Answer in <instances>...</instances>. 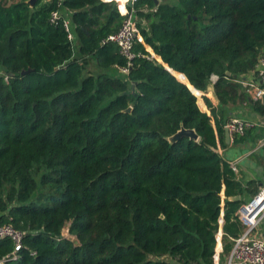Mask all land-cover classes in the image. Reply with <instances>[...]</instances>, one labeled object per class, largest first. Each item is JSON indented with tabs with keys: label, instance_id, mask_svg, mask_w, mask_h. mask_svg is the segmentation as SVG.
<instances>
[{
	"label": "trees",
	"instance_id": "1",
	"mask_svg": "<svg viewBox=\"0 0 264 264\" xmlns=\"http://www.w3.org/2000/svg\"><path fill=\"white\" fill-rule=\"evenodd\" d=\"M126 2L0 0V225L22 233L3 264H214L221 214L224 264L242 231L229 198L248 189L214 150L235 105L264 117L239 83L264 57V0H136L129 67L104 42ZM181 128L199 140L171 144Z\"/></svg>",
	"mask_w": 264,
	"mask_h": 264
},
{
	"label": "built area",
	"instance_id": "2",
	"mask_svg": "<svg viewBox=\"0 0 264 264\" xmlns=\"http://www.w3.org/2000/svg\"><path fill=\"white\" fill-rule=\"evenodd\" d=\"M62 0H59V5ZM136 0H128L122 11L119 6V12L123 16L122 24L119 30L112 35H109L104 42L114 43L119 53L128 61V67L130 62L134 58L132 52L135 42L137 30L134 23V11L128 10L127 5H133ZM69 14L62 12L61 10L51 13L50 22L56 23L61 20L63 28L67 33V38L74 47L75 37L72 31V23ZM121 73L127 74L128 68L120 70ZM257 80L256 82H249L245 79L239 83L245 89L246 94L250 99L254 101H260L264 96V57H260L255 70L253 71ZM217 77L211 75V85L215 83ZM253 122L242 120L238 118L229 119L224 129H227L230 134V139L235 137L244 136L245 133L254 128ZM258 146H264V138L258 141ZM235 171V168L232 167ZM238 221L243 225V232L236 239L233 240V247L227 257L225 264H264V242L252 237V232L264 217V186L260 187L258 191L252 196V198L241 205L236 212ZM10 239L14 244V252L16 253L21 248L22 233L13 229L9 225H0V239ZM12 259H15L13 256ZM4 260H0V264H3ZM218 262V255H214V263Z\"/></svg>",
	"mask_w": 264,
	"mask_h": 264
},
{
	"label": "crops",
	"instance_id": "3",
	"mask_svg": "<svg viewBox=\"0 0 264 264\" xmlns=\"http://www.w3.org/2000/svg\"><path fill=\"white\" fill-rule=\"evenodd\" d=\"M170 1L172 0H158V3L165 2V3L171 4ZM93 66H94V63H93ZM244 79L249 82H256L257 80L254 72L246 75ZM201 95H202V101H203V97H207L214 107L218 105V101L213 94L212 87L208 88L207 93L201 92ZM251 100L252 99L249 98V101ZM199 109L202 112H205L207 115H210V111L208 110L206 105H205V110H202L200 107ZM257 116L258 114H255L253 112L251 105L246 104V103L235 105L231 109L229 119L238 118L242 120H247V121L253 122L255 126L254 128H252L251 133L247 135V140L244 143L235 144L234 143L235 138H232L229 140V143L225 142L224 148L218 145V149H217L218 153L222 156L223 160L227 162L231 168L232 167L235 168L234 173L236 176V180H238L241 183L243 188L248 189L247 192H244L242 196H239L240 201L242 202V205L248 202L252 198L254 193L258 191L260 187L264 186V153H255L256 150H258L259 148H264V146L262 147L258 146L259 138H257L259 135L264 133V125L258 122ZM243 147H247L246 151L245 153H242V152L240 153ZM227 151H231V153H227ZM222 220L223 219H222V214H221L219 218L220 227L216 235V246L219 244L220 249L219 250L215 249V252L218 255V262L214 264L220 263V253L222 252V245H221L220 240L223 234L222 233V225H223ZM241 226H242V231L240 234H242L243 232V225L241 224ZM251 235L252 237L264 242V217L261 219L259 224L253 230ZM234 239H232V242Z\"/></svg>",
	"mask_w": 264,
	"mask_h": 264
},
{
	"label": "water",
	"instance_id": "4",
	"mask_svg": "<svg viewBox=\"0 0 264 264\" xmlns=\"http://www.w3.org/2000/svg\"><path fill=\"white\" fill-rule=\"evenodd\" d=\"M37 0H27V3L30 7H33L35 5ZM156 4H158V0H154ZM165 66V65H164ZM165 68L172 73V70H170L169 68H167V66H165ZM28 72V71H27ZM26 72H22L21 74H25ZM227 75H229V73H227ZM9 76H11V74H9ZM185 84V83H184ZM189 89H190V85L187 81V84H185ZM190 86V87H189ZM192 92V91H191ZM195 96V95H194ZM261 103L264 105V96L261 99ZM131 110V108H128L126 110V112H129ZM257 120L259 123L264 125V117L263 116H257ZM182 137H187L190 140H193L195 142H197L199 140L198 135L195 133L194 130H190V129H184L181 128L177 133H175L171 138H169V142L172 144L176 141H178L179 139H181ZM224 138H225V142L229 143L230 140V134L228 132L227 129H224ZM215 152H218V150H214ZM230 201H239L240 197L239 196H234V197H230L229 198ZM223 221V220H222Z\"/></svg>",
	"mask_w": 264,
	"mask_h": 264
},
{
	"label": "rangeland",
	"instance_id": "5",
	"mask_svg": "<svg viewBox=\"0 0 264 264\" xmlns=\"http://www.w3.org/2000/svg\"><path fill=\"white\" fill-rule=\"evenodd\" d=\"M12 1L15 2V1H17V0H12ZM170 3L176 5V4H177V0H172V1H170ZM117 6H118V5H117ZM89 69L92 70V71L95 70V68H94L92 62H90V64H89ZM256 146H257V145H256ZM246 148H247V147H243V148L241 149L240 153H241V152H242V153H245ZM227 153H231V151H227ZM255 153H264V148H259L258 150H256ZM62 234H63L64 237L69 238L70 240H72V241H74L75 243H77L74 237L68 235V233H67V229H66V228L63 230ZM218 239H219V237H218ZM220 241H221V240H220ZM221 245H222V243H221ZM215 249H216V248H215ZM215 253H216V252H215ZM159 259H160V260H165V261H171L170 258H169L168 256H163V257H160ZM219 264H220V263H219Z\"/></svg>",
	"mask_w": 264,
	"mask_h": 264
}]
</instances>
